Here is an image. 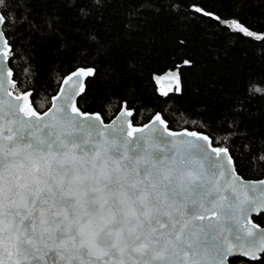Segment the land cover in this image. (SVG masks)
Wrapping results in <instances>:
<instances>
[{
  "label": "snow or ice",
  "instance_id": "1",
  "mask_svg": "<svg viewBox=\"0 0 264 264\" xmlns=\"http://www.w3.org/2000/svg\"><path fill=\"white\" fill-rule=\"evenodd\" d=\"M11 51L0 27V56ZM78 87H62L41 113L31 91L14 95L0 82V264H226L264 254V229L250 219L264 210V180L243 181L227 147L197 132L179 139L160 113L136 127L125 103L119 123L104 125L80 112Z\"/></svg>",
  "mask_w": 264,
  "mask_h": 264
},
{
  "label": "trees",
  "instance_id": "2",
  "mask_svg": "<svg viewBox=\"0 0 264 264\" xmlns=\"http://www.w3.org/2000/svg\"><path fill=\"white\" fill-rule=\"evenodd\" d=\"M7 4L0 11L8 17L2 28L12 48L14 89L31 91L37 111L49 105L64 75L91 66L80 110L107 121L125 101L134 124L159 112L169 128L201 131L213 145L227 147L243 178L264 177V0ZM167 73L179 75V84L174 78L161 89ZM253 220L264 225V213ZM229 264H264V254Z\"/></svg>",
  "mask_w": 264,
  "mask_h": 264
},
{
  "label": "water",
  "instance_id": "3",
  "mask_svg": "<svg viewBox=\"0 0 264 264\" xmlns=\"http://www.w3.org/2000/svg\"><path fill=\"white\" fill-rule=\"evenodd\" d=\"M0 27H2V26H0ZM10 54V53H9ZM6 68H10V66H9V56H8V59L7 60H5L2 56H0V82H2L3 83V86H4V90L5 91H11V92H13L12 91V87L10 86V84L8 83V77H7V71H6ZM88 68H92L93 69V67H91V66H78V67H76V68H74L73 70H71L70 72H68L66 75H64L63 77H62V79L60 80V83H59V85H58V88H57V90H56V92L50 97V103H49V105L44 109V110H42V111H39V112H41V113H43V112H46L51 106H52V100H51V98L54 96V95H58L59 93H60V90H61V88L63 87V88H65V90L66 91H68V92H78L79 91V87H78V83L79 82H82L83 83V85H84V88H85V82H86V80H87V78L88 77H90V76H86V77H80V76H77V77H72V80L71 81H69V84L67 85V86H65L64 85V80H65V78H67V77H71L72 76V74L73 73H75V72H77L79 69H85V70H87ZM92 76V75H91ZM13 79V78H12ZM73 81H75V82H77L76 84H74L73 83ZM23 92H26V91H23ZM14 93V92H13ZM21 93V92H20ZM20 93H14V95H19ZM82 93H80L79 95H76L74 98H75V100H76V103H77V99H78V97L81 95ZM126 102L125 101H122L121 102V105H120V108L118 109V111L109 119V120H104L103 118H102V116H101V118H102V120H103V124L104 125H112V123L114 122V121H117V117L120 115V113H121V106L123 105V104H125ZM130 109H132V108H130ZM133 110V109H132ZM80 112H82V113H87V114H90V115H94V114H96V113H99V112H85V111H82V110H80ZM157 113H159V112H157ZM100 114V113H99ZM156 114V113H155ZM155 114H153L150 118H149V120H147L146 122H144L143 124H134V126H136V127H143L145 124H149L150 122H151V120H152V118H153V116L155 115ZM78 119H83V117H78ZM117 123H119V121H117ZM169 130L170 131H172V132H176V133H181L182 135L180 136V137H178L179 139H196L195 137H189V136H187L186 135V133L187 132H197V133H200L201 135H206V136H208L206 133H204V132H201V131H197V130H194V129H192V130H190V129H188V128H181V129H172V128H169ZM164 135L165 136H167V134L166 133H164ZM209 137V136H208ZM169 139H171L170 137H169ZM209 142L211 143V138L209 137ZM199 143H201V144H204V146H205V148L207 149V151L209 152V154H211V148H208V142H205V141H199ZM211 147H224V146H216V145H213L212 143H211ZM226 160H227V158H225V163H226ZM226 167H228L227 166V164H226ZM238 174V173H237ZM240 177H241V179L243 180V181H246V182H258V181H261V180H264V177H261V178H258V179H246V178H243L240 174H238ZM261 213H264V210H260L259 211V213L257 214V211H253L252 213H250V219H251V221H252V223L254 224V225H256L257 226V230L258 229H264V225H260V224H258L257 222H255L254 220H253V216H257V215H259V214H261ZM214 219V218H213ZM261 255V254H260ZM260 255H259V258H260ZM234 257H240V258H244V259H247V260H253V259H251V258H249L248 256H246V255H244V254H233V255H229L227 258H226V264H229V259L230 258H234ZM258 258V259H259ZM255 260H257V259H255Z\"/></svg>",
  "mask_w": 264,
  "mask_h": 264
},
{
  "label": "rangeland",
  "instance_id": "4",
  "mask_svg": "<svg viewBox=\"0 0 264 264\" xmlns=\"http://www.w3.org/2000/svg\"><path fill=\"white\" fill-rule=\"evenodd\" d=\"M175 78V75L173 73H167V75L163 76L160 80L161 89H167L173 84V79ZM12 91L14 93H20L16 89L12 88Z\"/></svg>",
  "mask_w": 264,
  "mask_h": 264
},
{
  "label": "flooded vegetation",
  "instance_id": "5",
  "mask_svg": "<svg viewBox=\"0 0 264 264\" xmlns=\"http://www.w3.org/2000/svg\"><path fill=\"white\" fill-rule=\"evenodd\" d=\"M230 259H232V258H230ZM230 259H229V260H230Z\"/></svg>",
  "mask_w": 264,
  "mask_h": 264
}]
</instances>
